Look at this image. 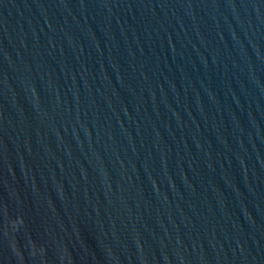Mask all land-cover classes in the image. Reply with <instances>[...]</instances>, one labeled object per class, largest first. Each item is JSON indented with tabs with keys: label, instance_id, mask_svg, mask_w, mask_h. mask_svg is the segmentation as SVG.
<instances>
[{
	"label": "water",
	"instance_id": "1",
	"mask_svg": "<svg viewBox=\"0 0 264 264\" xmlns=\"http://www.w3.org/2000/svg\"><path fill=\"white\" fill-rule=\"evenodd\" d=\"M0 264H264V0H0Z\"/></svg>",
	"mask_w": 264,
	"mask_h": 264
}]
</instances>
